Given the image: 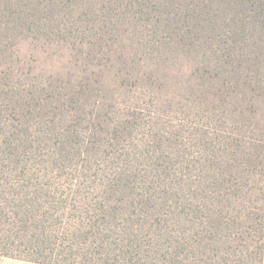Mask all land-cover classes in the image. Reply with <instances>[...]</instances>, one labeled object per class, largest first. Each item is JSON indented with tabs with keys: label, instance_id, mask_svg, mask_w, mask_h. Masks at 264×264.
<instances>
[{
	"label": "trees",
	"instance_id": "trees-1",
	"mask_svg": "<svg viewBox=\"0 0 264 264\" xmlns=\"http://www.w3.org/2000/svg\"><path fill=\"white\" fill-rule=\"evenodd\" d=\"M0 257L264 264V0H0Z\"/></svg>",
	"mask_w": 264,
	"mask_h": 264
},
{
	"label": "rangeland",
	"instance_id": "rangeland-1",
	"mask_svg": "<svg viewBox=\"0 0 264 264\" xmlns=\"http://www.w3.org/2000/svg\"><path fill=\"white\" fill-rule=\"evenodd\" d=\"M0 264H34V263L0 257Z\"/></svg>",
	"mask_w": 264,
	"mask_h": 264
}]
</instances>
